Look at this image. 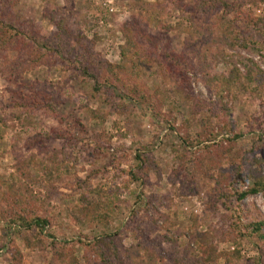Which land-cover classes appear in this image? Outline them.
Here are the masks:
<instances>
[{
    "label": "rangeland",
    "instance_id": "374dc122",
    "mask_svg": "<svg viewBox=\"0 0 264 264\" xmlns=\"http://www.w3.org/2000/svg\"><path fill=\"white\" fill-rule=\"evenodd\" d=\"M251 2H244V12L249 10L254 18L264 16V0ZM14 12L21 22L40 25L43 36L53 28L44 14L59 13L90 41L101 61L113 66L121 63L120 48L126 41L123 24L136 19V34L155 42V60L143 68L140 88L144 85L153 103L160 98V113L176 129L170 130L167 121L152 119L147 105H125L128 102L119 101L118 94L106 86L94 91L96 85L82 76L75 62L51 58L24 70L17 82L24 88L38 85L49 92L60 91L63 103L58 112L67 115L68 122L77 118L83 128L73 148L60 135L65 136L61 130L66 123L59 117L7 107L11 100L8 89L16 86L7 81V68L0 71V188L3 192L7 184L15 183L20 197L26 194L28 198L19 206L50 221L28 246L25 238L33 236L0 215V264L12 263L15 251L20 254L18 264H98L91 250L83 246L72 249L71 245L78 239L114 234L124 247L134 249L139 244L168 249L163 238H172L176 257L195 262L200 256L195 238L205 233L213 238L220 254L215 264H264L256 238L244 227L264 219V193L259 191L240 201L235 198L237 191L247 190L256 181L252 175L264 174V161L254 160L264 158L263 83L255 89L252 84L254 92L216 99L209 94L201 74L192 69L187 77L195 100H183L181 84L172 81L168 65L156 58L173 52L186 59L198 51L213 50L204 46V41L208 29L218 26L220 12L206 13L191 0H17ZM246 35L258 43L240 49L239 54L257 62L264 71V37L251 29H246ZM142 42L147 41L143 38ZM233 53L225 49V57ZM229 67L227 60L220 61L209 73L224 74ZM206 117H210V127L203 125ZM186 119H192L190 127H184ZM178 132L184 138L199 133L202 141L188 148ZM211 132L220 135L215 139ZM33 141L35 146L31 147ZM139 153L148 155L157 172L152 167L142 178L131 180L127 172L136 168ZM15 156L31 162L35 157L52 159L55 169L51 178L32 165L28 167L30 178L24 176L16 169ZM238 176L245 178L237 180ZM45 180L50 186L44 185ZM110 188L117 189L119 199L107 222L89 221L78 213L82 195L96 201L99 190ZM14 205L0 200V214L1 208L13 212ZM153 220L156 223L152 224ZM235 221L237 226L232 223ZM52 236L57 245L64 243L60 246L65 255L61 260L50 247ZM235 250H239V258L231 257Z\"/></svg>",
    "mask_w": 264,
    "mask_h": 264
},
{
    "label": "trees",
    "instance_id": "16d2710c",
    "mask_svg": "<svg viewBox=\"0 0 264 264\" xmlns=\"http://www.w3.org/2000/svg\"><path fill=\"white\" fill-rule=\"evenodd\" d=\"M191 1L198 8L206 11V13L214 11V15L219 12L220 14L217 17L218 26H214L215 29H208V34L204 41V46L210 49L213 48V50L198 51V53L192 54L186 59L183 58V54L177 55L173 52H167L166 54L164 52L163 59L156 57L161 63L168 65L167 69L172 81L176 83L179 81V84H181V98L183 100H195L194 95L189 91L190 83L187 77V73L192 69L201 74V79L204 81L209 94L216 99H222L227 94L235 96L244 91L254 92L255 87H258L259 84L263 83L262 85H264V71L260 69L258 63L239 54L240 49H245L250 44L255 43L256 45L258 43L252 41L253 39L249 36L247 37L246 29H251L255 35L264 37V16L254 18L249 10L244 12L242 8L244 2H251L252 0H238L232 3L227 2V0ZM16 3L17 0H0V71L3 72L7 68L10 71L6 77L7 81L16 86L11 90L8 89L11 100L7 107L22 108L29 113L35 111L43 112L52 119L59 117L61 123H66L64 130H61V132L65 133V136L63 133L60 135L64 139L66 138L68 143L70 142L71 147H75L74 145L79 141L80 130L83 128L77 118H73L68 122L69 117L58 112V106L63 103L60 91L49 92L38 85L24 88L22 84L17 82V78L24 70L33 69L36 65L55 58L75 62L79 66L82 76L85 79L92 80L96 85L94 91H99L102 88L101 86H106V88L115 91L116 95L118 94L119 101L128 102L125 105H129L131 102L134 105H147L149 111L152 110V113L150 111L152 119L158 122L167 121L170 123V130L176 129L172 122L164 118L160 113L158 109L160 107V98H157L158 101L153 103L151 101L153 97L144 89V85V88L142 86L140 88L139 80L143 68L147 67L149 62L155 60L153 51L155 42L151 37L150 39L145 35L140 34L139 36L136 34V19L133 22L128 21L123 24V33L126 36V41L125 45L120 48L121 63L113 66L101 61L93 52L90 41L81 35L80 30L73 29L64 21L59 13L50 12L44 14L45 19L53 28L48 35L43 36L40 25L21 22L18 19L14 12ZM251 3L254 4L253 2ZM143 38L147 42H142ZM225 49H232L234 53L227 58L225 57ZM225 60L230 64L226 73L219 75L209 73L213 64ZM102 72H104V78H101ZM252 84L254 89L251 86ZM191 122L192 119H186L184 127H190ZM203 125L210 127V117H206L203 120ZM62 126H60V129ZM227 131H230V128ZM177 134L183 139L182 141L188 148L194 145L193 142L202 141L199 138V133H190L187 136L188 138H184L179 132ZM210 134L215 136V139L220 135L218 132L215 134L211 132ZM35 143L33 141L31 147H34ZM145 153L136 155L138 160L136 168H134V171L129 169L127 172L128 176H131V180L142 178L147 174V170H151L154 166L155 163L151 162ZM54 154L55 159L57 154L56 152ZM254 160L261 163L264 158H254ZM33 161L21 159L19 161L18 157H16V169L21 171L24 176L30 178L28 167L32 165L33 168L41 170L45 177L51 178V170L55 169L52 166L54 164L52 159L41 158L38 160L35 157ZM49 161L52 164L50 163L49 165ZM63 161L64 158L59 161L58 165H61ZM153 169L155 171L154 167ZM252 176L256 178V181L247 190L237 191L235 198L238 201L247 195L256 194L259 191L264 193V174L258 173ZM88 177L90 178V176ZM244 178V176H238L236 179ZM43 183L45 186H50L48 180L43 181ZM20 191V188L15 183L7 184L3 192L0 188V200L6 202L9 206L15 204L13 212L9 211L10 208H1L3 210L0 215H4L6 218L9 217L7 219L10 224L17 223L23 226L28 232L27 236H33V238H25L26 244L32 246L35 236L39 235L40 237L43 229L50 225V221L46 217L36 216L21 208L19 205L24 204L28 198L26 194L20 197ZM98 192L99 197L96 201H92L87 195L81 196L78 213L89 221L96 223L107 222L113 215L117 205L118 192L116 188L99 190ZM8 213L10 214L9 216H7ZM153 223H156V221L153 220ZM232 223L237 226L236 221ZM244 227H246L249 236L256 238V248L261 258H264V219L253 221ZM30 231H34V234H30ZM117 236L115 234L112 237L97 236L87 241L78 239L71 245V248L76 249L79 246H83L84 250H91L94 256L93 260L94 262L97 261L98 264H215L220 255L216 252V246L209 233L198 234L197 238H195V248L200 253L199 260L195 262L180 260L176 257V243L172 238L164 236L163 241L168 245V249L164 248L165 250L160 246L144 247L140 244L137 249H134L133 246L124 247L121 239ZM236 239L234 241L239 244ZM53 240L54 242H50V247L54 248L56 258L61 260L65 256L61 248L64 243L58 242L59 245H57L56 238L53 237ZM231 257L239 258V250L231 252ZM12 259L13 261L10 264L19 263L20 254L18 251L12 253ZM228 261L230 263V258ZM86 264L92 263L87 261Z\"/></svg>",
    "mask_w": 264,
    "mask_h": 264
},
{
    "label": "built area",
    "instance_id": "2783aa9c",
    "mask_svg": "<svg viewBox=\"0 0 264 264\" xmlns=\"http://www.w3.org/2000/svg\"><path fill=\"white\" fill-rule=\"evenodd\" d=\"M256 59H258V57H256Z\"/></svg>",
    "mask_w": 264,
    "mask_h": 264
}]
</instances>
